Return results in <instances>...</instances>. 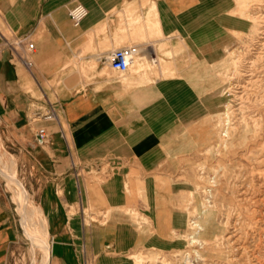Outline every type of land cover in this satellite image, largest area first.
<instances>
[{
  "label": "rangeland",
  "instance_id": "1",
  "mask_svg": "<svg viewBox=\"0 0 264 264\" xmlns=\"http://www.w3.org/2000/svg\"><path fill=\"white\" fill-rule=\"evenodd\" d=\"M213 1L221 31L216 46L209 35L206 38L213 44L199 48L190 41L193 33L183 38L162 31L155 0L136 6L125 3L120 11L122 32L113 38L111 48L154 44L149 49L154 48L160 63L153 58L157 65L151 66V54L143 51L132 56L128 72L109 76L134 89L139 84L168 82L170 89L156 90L157 99L167 106L161 121L170 128L153 133H160L162 154L153 166L143 164L134 152H113L84 165L76 158L67 174L77 183L78 201L66 200L67 191L54 185L67 222L77 217L85 224H105L117 216L136 234L135 244L126 251L107 246L102 256L86 258L82 264H264V61H258L257 81L244 98L245 92L233 84L237 63L248 58L257 26L264 25V0ZM201 21L210 20L205 16ZM6 33L11 37V32ZM30 54L27 47L26 56ZM72 59L49 82L57 91L69 84ZM79 75L75 76L79 83L90 81ZM51 107L43 110L32 104L29 117L34 130L47 128L43 121ZM57 112L47 120H56ZM47 140L40 144H48ZM0 153L16 158L15 170L2 156L20 182L15 188L43 210L48 225L40 201V188H45L40 184L48 175L38 164L42 155L28 153L22 144L6 139L1 129ZM0 178L10 193L21 236L9 264H43V238L36 225L24 219L1 171ZM113 180L121 190L118 200L109 198L106 187L114 193ZM48 236L51 243L50 232Z\"/></svg>",
  "mask_w": 264,
  "mask_h": 264
},
{
  "label": "crops",
  "instance_id": "2",
  "mask_svg": "<svg viewBox=\"0 0 264 264\" xmlns=\"http://www.w3.org/2000/svg\"><path fill=\"white\" fill-rule=\"evenodd\" d=\"M143 1L0 0V129L6 139L22 144L28 153L42 155L38 164L48 175L40 184L45 187L40 188V201L50 220L51 264H82L86 258L102 256L104 247L126 251L136 242L133 227L122 217L114 216L105 224H85L77 217L67 222L63 200L54 185L63 186L66 200L78 201L77 183L67 174L76 158L79 165H84L113 152H134L146 166L160 160V133H153L170 126L161 121L167 106L157 99L156 89L165 90L169 83L160 80L134 89L109 76L116 73L108 57L114 50L113 38L122 32L120 11L125 3L136 6ZM155 1L159 25L165 34L177 33L184 38L189 32L193 33L190 41L194 47L212 45L211 38L216 46L215 38L221 28L213 0ZM77 2L87 7L89 15L74 26L69 10ZM205 16L208 23L201 21ZM6 32H11V37ZM209 35L210 41L206 38ZM205 39L208 42H203ZM27 42L35 46L29 56ZM153 45L136 48L134 57L146 51L152 56L151 66L157 65L152 64L153 58L158 59L154 48L149 49ZM26 58L32 62L31 67L24 63ZM70 59L68 65L73 64L74 68L67 72L69 84L60 85L57 91L49 82ZM77 73L90 81L79 83ZM32 104L43 110H50L52 104L51 109L58 111L56 120L43 121L49 129L48 144H40L38 127L34 130L30 123ZM2 156L15 170L16 158L0 153V171L10 184ZM111 182L116 191L112 193L106 185L109 198L118 200V182ZM20 238L15 208L0 178V264H9L11 250Z\"/></svg>",
  "mask_w": 264,
  "mask_h": 264
},
{
  "label": "bare ground",
  "instance_id": "3",
  "mask_svg": "<svg viewBox=\"0 0 264 264\" xmlns=\"http://www.w3.org/2000/svg\"><path fill=\"white\" fill-rule=\"evenodd\" d=\"M257 30L259 31L258 36L255 37L254 39L255 42L251 44V52L249 55L247 53L248 58L244 59L240 64L237 63L238 73H236V76H233L234 77V81H233L234 87L237 88L238 90L242 89L245 92V94L241 95V98H244L248 89H250L249 86H251L252 84H255V82L257 81L256 77L260 73L259 67L257 65L261 64L260 61L261 62L264 61V25L259 26V27L257 26ZM249 48H250V45H249ZM258 61H259V64H258ZM257 97L258 96H256V98ZM1 161L6 165V174H8L11 187L15 193L16 202L19 205L20 210L23 212L24 219L28 221L30 224L36 225L40 235L43 238L42 239L43 250L46 252V256H45L43 264H49L50 256H51V244H50V240L48 236L49 235L48 225H47L46 220L44 219L43 210L37 207L35 204L30 203V200L27 197L26 192H25L26 193L25 195L17 191V189L15 188V184H16V181L19 182V180L16 177L15 171H13V169L9 165V162L6 161L5 158L1 157Z\"/></svg>",
  "mask_w": 264,
  "mask_h": 264
},
{
  "label": "built area",
  "instance_id": "4",
  "mask_svg": "<svg viewBox=\"0 0 264 264\" xmlns=\"http://www.w3.org/2000/svg\"><path fill=\"white\" fill-rule=\"evenodd\" d=\"M69 14L72 24L74 26H79L81 22L89 15L87 7L80 2H77L76 4L73 5V7L70 8ZM27 47L29 48L30 51H33L35 49L33 42H28ZM135 49H136L135 46H122L121 48H115L114 50H112V52L108 57V60H110L111 68L115 72L121 75L123 73L128 72L129 68L133 63L132 56L134 54ZM24 63H26V65L28 66L32 65V62L28 58L24 59ZM35 114L39 115V117H41L42 115L40 111H36ZM53 114L55 116L56 114L55 109H53L51 113L46 114L47 116L46 118L51 119L53 117ZM37 134L40 141L45 142V140L48 138V132L46 127L40 128Z\"/></svg>",
  "mask_w": 264,
  "mask_h": 264
}]
</instances>
